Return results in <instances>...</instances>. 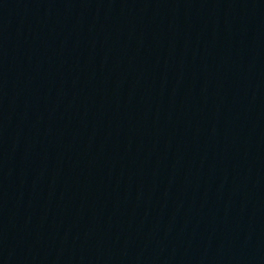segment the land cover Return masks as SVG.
Segmentation results:
<instances>
[{
	"label": "water",
	"instance_id": "obj_1",
	"mask_svg": "<svg viewBox=\"0 0 264 264\" xmlns=\"http://www.w3.org/2000/svg\"><path fill=\"white\" fill-rule=\"evenodd\" d=\"M0 264H264V0H0Z\"/></svg>",
	"mask_w": 264,
	"mask_h": 264
}]
</instances>
